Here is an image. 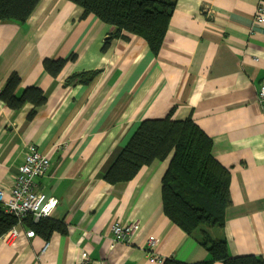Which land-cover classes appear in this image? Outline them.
Instances as JSON below:
<instances>
[{"label": "crops", "instance_id": "obj_1", "mask_svg": "<svg viewBox=\"0 0 264 264\" xmlns=\"http://www.w3.org/2000/svg\"><path fill=\"white\" fill-rule=\"evenodd\" d=\"M258 0H176L158 53L69 0H40L24 22L0 20V90L12 73L16 94L39 87L46 100L12 110L0 101V186L12 185L28 145L46 154L36 188L57 200L49 218L62 222L45 238H0V264H193L208 258L194 234L163 212L161 179L170 156L143 166L126 182L108 183L103 168L144 119L191 117L230 172L231 204L224 226L211 228L231 256L264 258V20L253 24ZM106 44L104 46V43ZM57 76L44 58H66ZM74 73L88 80L66 82ZM34 111L33 115H30ZM138 220L129 242L111 226ZM154 237L152 255L148 239ZM158 258L161 261H158ZM211 264H221L214 261Z\"/></svg>", "mask_w": 264, "mask_h": 264}, {"label": "trees", "instance_id": "obj_2", "mask_svg": "<svg viewBox=\"0 0 264 264\" xmlns=\"http://www.w3.org/2000/svg\"><path fill=\"white\" fill-rule=\"evenodd\" d=\"M83 8V15L94 14L114 27L107 41L122 37L123 31L146 40L151 51L158 53L176 0H69ZM40 0H0V20L24 22ZM106 41L104 43V46ZM66 58H44L42 65L51 76H57ZM87 73H74L66 82L88 80ZM20 78L12 73L0 90V101L12 110L31 103L44 104L46 96L36 86H29L16 94ZM173 108L163 118L141 121L129 142L104 166L103 178L110 184L126 182L154 160L170 156L161 179L164 214L187 234H194L208 252V258L193 264H264V258L254 254L231 256L226 241L214 239L213 227L222 228L226 208L231 204L230 172L212 154V141L191 117L172 119ZM34 111L30 115H33ZM17 224L12 213L0 204V238ZM25 228L47 238L52 231H62V222L49 216L34 221L31 215L23 220ZM162 264H186L173 258Z\"/></svg>", "mask_w": 264, "mask_h": 264}, {"label": "built area", "instance_id": "obj_3", "mask_svg": "<svg viewBox=\"0 0 264 264\" xmlns=\"http://www.w3.org/2000/svg\"><path fill=\"white\" fill-rule=\"evenodd\" d=\"M264 20V0H258L253 24L257 25ZM256 100L260 110L264 113V83H260L256 91ZM50 161L46 154L40 152L34 145H28L24 153L22 164L14 176L12 185L0 186V204L5 212L12 213L17 218V224L6 232L1 239L6 243H12L21 234L26 237L34 236L33 229L25 228L23 220L31 215L34 221L41 217L50 216L57 204V200L38 191L35 179L43 176L49 168ZM138 220L126 223H115L111 226L114 242H129L132 236L139 230ZM154 237L148 239L149 249L147 254L152 255L151 249L155 245ZM81 264H90V258L86 252L80 254ZM158 261H161L158 258Z\"/></svg>", "mask_w": 264, "mask_h": 264}]
</instances>
